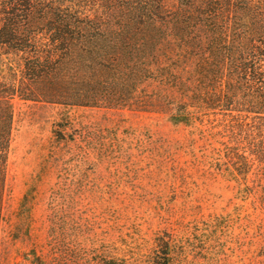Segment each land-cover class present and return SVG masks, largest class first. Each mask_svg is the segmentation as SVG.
<instances>
[{
	"label": "rangeland",
	"instance_id": "1",
	"mask_svg": "<svg viewBox=\"0 0 264 264\" xmlns=\"http://www.w3.org/2000/svg\"><path fill=\"white\" fill-rule=\"evenodd\" d=\"M208 125L14 99L0 264H264V208Z\"/></svg>",
	"mask_w": 264,
	"mask_h": 264
},
{
	"label": "trees",
	"instance_id": "2",
	"mask_svg": "<svg viewBox=\"0 0 264 264\" xmlns=\"http://www.w3.org/2000/svg\"><path fill=\"white\" fill-rule=\"evenodd\" d=\"M16 98L204 121L264 208V0H0V228Z\"/></svg>",
	"mask_w": 264,
	"mask_h": 264
}]
</instances>
